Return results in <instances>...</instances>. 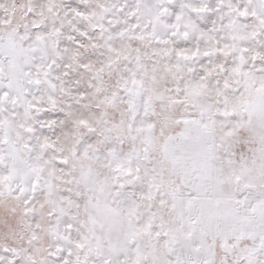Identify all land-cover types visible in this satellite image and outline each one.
<instances>
[{
    "label": "snow or ice",
    "instance_id": "6c2138e0",
    "mask_svg": "<svg viewBox=\"0 0 264 264\" xmlns=\"http://www.w3.org/2000/svg\"><path fill=\"white\" fill-rule=\"evenodd\" d=\"M0 264H264V0H0Z\"/></svg>",
    "mask_w": 264,
    "mask_h": 264
}]
</instances>
